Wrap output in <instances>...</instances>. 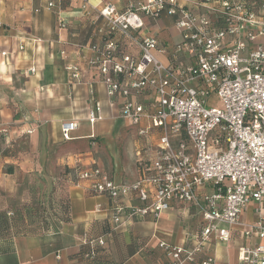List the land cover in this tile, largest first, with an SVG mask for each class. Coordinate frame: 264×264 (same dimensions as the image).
Listing matches in <instances>:
<instances>
[{"label":"built area","instance_id":"1","mask_svg":"<svg viewBox=\"0 0 264 264\" xmlns=\"http://www.w3.org/2000/svg\"><path fill=\"white\" fill-rule=\"evenodd\" d=\"M180 1L97 9L103 22L98 33L105 38L90 47L86 67L96 72L110 102L121 99L118 116L136 126L140 137L155 135L156 145L139 159L140 177L129 184H116L100 168L78 176L109 200L114 230L134 216L158 218L174 200L192 204L203 220L200 232L190 247L160 242L164 264H218L210 255L198 258L210 238L226 243L231 229L240 227L244 239L264 240V0H199L194 10ZM82 8L87 10L88 0ZM162 16L173 17L180 34L169 51L145 32L144 19ZM67 69L71 81L81 83L83 69L76 63ZM90 95L85 117L93 126L104 116ZM73 129L74 123L63 124V138ZM9 131L10 124L0 123V138ZM130 199L140 206H123ZM251 203L257 218L243 223ZM81 243L89 250L85 258H95L105 244L102 236H85ZM237 259L264 264V242L240 247Z\"/></svg>","mask_w":264,"mask_h":264},{"label":"crops","instance_id":"2","mask_svg":"<svg viewBox=\"0 0 264 264\" xmlns=\"http://www.w3.org/2000/svg\"><path fill=\"white\" fill-rule=\"evenodd\" d=\"M51 2L54 6L48 10ZM141 2L88 0L85 11L82 0H0V123L10 124L9 135L0 138V208L22 204L28 189L44 193L56 201L50 204L54 214L49 219L54 222L29 227L57 231L55 238L14 236L9 242L0 238V264H164L167 258L160 242L190 247L200 232L203 220L196 208L177 200L158 218L134 216L114 230L109 200L92 193L78 176L85 168H100L116 184H129L140 177L139 159L155 148L156 136L140 137L136 126L120 118L121 99L110 102L96 72L86 67L90 47L102 38L97 9L111 3L122 11ZM199 4V0L180 1L193 10ZM144 24L145 32L155 35L168 51L180 41L173 17L144 19ZM127 47L136 55L134 46ZM72 63L83 69L79 84L70 79L67 65ZM32 67L35 72L30 74ZM91 92L104 116L93 126L85 117ZM70 122L74 129L66 140L61 128ZM115 136L121 138L118 143ZM58 182L65 184L69 221L61 219L58 191L53 190ZM122 204L140 206L134 199ZM255 209L251 203L242 214L243 223L256 220ZM241 232L233 227L226 243L210 238L198 258L210 255L218 264H241L240 247L264 242L246 240ZM85 236L104 238L93 260L83 255Z\"/></svg>","mask_w":264,"mask_h":264},{"label":"rangeland","instance_id":"3","mask_svg":"<svg viewBox=\"0 0 264 264\" xmlns=\"http://www.w3.org/2000/svg\"><path fill=\"white\" fill-rule=\"evenodd\" d=\"M115 136L114 142L118 143L121 138ZM58 191L57 202L60 205L61 217L62 211L65 207V184L58 182L53 190ZM36 192V191H35ZM34 191L29 190L26 193L25 201L20 205H15L12 203L11 208L6 209L0 208V238L4 239L6 242L12 240L14 236H40L47 238H55L56 230L55 227L51 228V231H37V227H29L31 225H40L48 222H54V220L49 219V215L52 212L50 204H56L55 199L51 200L50 196L37 195ZM264 211V208H263ZM12 215L8 216L7 213ZM54 214V213H53ZM47 218V219H46Z\"/></svg>","mask_w":264,"mask_h":264},{"label":"trees","instance_id":"4","mask_svg":"<svg viewBox=\"0 0 264 264\" xmlns=\"http://www.w3.org/2000/svg\"><path fill=\"white\" fill-rule=\"evenodd\" d=\"M102 38H105V36H102ZM69 208H70V206L68 205V199L66 198L65 207H64V209L62 211V217H61V219L65 220V221H69ZM83 248L86 250V251L83 252V255L85 256V255H87V253L89 252V250L87 248H85V247H83ZM98 254H99V250H98L97 256L95 258L98 257ZM87 258L88 259H91V260L94 259V258H90V257H87Z\"/></svg>","mask_w":264,"mask_h":264}]
</instances>
